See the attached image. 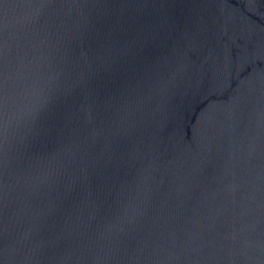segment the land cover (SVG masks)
<instances>
[{"label":"water","instance_id":"obj_1","mask_svg":"<svg viewBox=\"0 0 264 264\" xmlns=\"http://www.w3.org/2000/svg\"><path fill=\"white\" fill-rule=\"evenodd\" d=\"M0 264H264V0H0Z\"/></svg>","mask_w":264,"mask_h":264}]
</instances>
